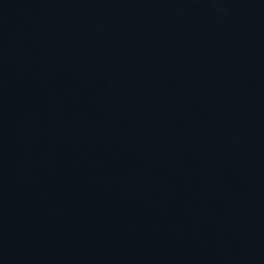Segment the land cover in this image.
<instances>
[{"label": "water", "instance_id": "1", "mask_svg": "<svg viewBox=\"0 0 264 264\" xmlns=\"http://www.w3.org/2000/svg\"><path fill=\"white\" fill-rule=\"evenodd\" d=\"M0 264H264V0H0Z\"/></svg>", "mask_w": 264, "mask_h": 264}]
</instances>
